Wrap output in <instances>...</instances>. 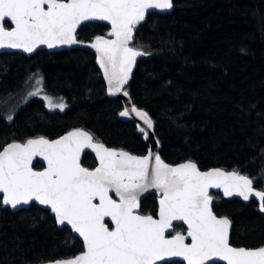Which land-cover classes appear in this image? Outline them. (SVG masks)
I'll list each match as a JSON object with an SVG mask.
<instances>
[{
    "label": "trees",
    "instance_id": "obj_1",
    "mask_svg": "<svg viewBox=\"0 0 264 264\" xmlns=\"http://www.w3.org/2000/svg\"><path fill=\"white\" fill-rule=\"evenodd\" d=\"M107 31L93 23L78 39L89 42ZM133 46L149 54L126 88L155 121L165 162L191 159L201 171L236 170L264 190V0H174L172 13L151 14L138 27ZM36 72L43 74L46 92L71 107L52 113L34 99L11 123L0 117V150L13 140L57 139L83 128L108 147L146 154L148 143L134 124L120 120L123 106L107 96L91 52L0 55V103ZM82 165L93 169L97 162L87 153ZM213 196L214 211L232 221L233 246H264L259 203ZM158 199L151 194L143 200L142 213H154ZM174 230L186 233L183 225ZM81 251L82 242L56 226L49 211L32 205L12 212L0 204V264H45Z\"/></svg>",
    "mask_w": 264,
    "mask_h": 264
},
{
    "label": "snow or ice",
    "instance_id": "obj_2",
    "mask_svg": "<svg viewBox=\"0 0 264 264\" xmlns=\"http://www.w3.org/2000/svg\"><path fill=\"white\" fill-rule=\"evenodd\" d=\"M173 0H0V50L32 54L42 45L48 49L85 45L94 49L96 62L107 84V95L131 100L126 85L137 58L148 55L133 40L153 10L173 8ZM106 22L110 30L91 41L78 39V29ZM43 77L29 97H40L48 108L64 111L63 102L53 104L41 95ZM135 114L146 144V154L133 155L108 147L83 128H74L57 139L43 135L13 140L0 150V204L17 209L40 205L50 211L56 226L82 239V251L71 258L48 264H264V246L247 248L230 242L232 221L213 209L210 189L224 197L244 201L255 197L264 212V190L239 171L213 167L201 171L189 159L172 165L150 146L155 121L134 103L119 112ZM12 115L7 121H12ZM156 146L160 140L154 139ZM85 149L95 153L98 164H81ZM46 167L36 170L33 161ZM155 189L158 209L141 211V196ZM113 194L116 198H113ZM110 219L112 227L106 223ZM174 221L187 226L174 231Z\"/></svg>",
    "mask_w": 264,
    "mask_h": 264
},
{
    "label": "water",
    "instance_id": "obj_3",
    "mask_svg": "<svg viewBox=\"0 0 264 264\" xmlns=\"http://www.w3.org/2000/svg\"><path fill=\"white\" fill-rule=\"evenodd\" d=\"M173 4H174V0H173ZM173 10H174V6H173V8H172L171 10L164 11V12H160V11L153 10L152 12H150L149 15H151V14H164V15H165V14H170V13L173 12ZM149 15L146 17V20H145V22L142 23V25L145 24V23L147 22V19H148ZM94 23L105 25L106 22H94ZM107 26L109 27V30H110V25H107ZM82 27H83V26H82ZM82 27H81V28H82ZM81 28L78 29V37H79V33H80ZM133 42H134V40H133ZM72 49L87 50V51L91 52V53L95 56V58H96V53H95V50H94V49L87 48L85 45H80V44L72 45V46H61V47H58V48H55V49H48L46 46H43V45H42L39 49H37V51H36L35 53H32V54L23 53V52H21V51H19V50H7V49H6V50H0V55H2V54H4V53H9V54L19 53V54H24V55H26V56H28V57H31V56H33L34 54H36L37 52H40V51H46V52H48V53H57V52L68 51V50H72ZM140 59H141V57H138V58H137V62H136V65H135V67H134V69H133V73H134V71H135V69H136V66H137L138 62L140 61ZM96 66H97V68H98V70H99V73H100L102 79H103V72H102V70L99 68V65L97 64V62H96ZM133 73H132V74H133ZM103 82H104V84H105L106 94H107V84H106V82L104 81V79H103ZM125 87H126V86H125ZM107 96H108V95H107ZM130 96H131V95H130ZM108 97L111 98V99H113V100L120 101L121 104H122V106H123V109H124L125 107L130 108L131 105L134 103L133 100H132V98H131V100L129 101L128 98L123 97L122 95H118V96H115V97H111V96H108ZM134 104H135V103H134ZM135 105H136V104H135ZM136 106H137V105H136ZM137 107H138V106H137ZM138 108H140V107H138ZM141 109H142V108H141ZM143 110H144V109H143ZM145 111H146V110H145ZM120 120H121L122 122H125V123L134 124L135 126H136L138 123H142L141 121L138 120V118L135 117V114H132L131 117H120ZM155 128H156V126H155ZM155 138H157L156 130H155ZM155 138L150 137V141H152V143L150 144V146L153 147L154 151H158V152L160 153V151H161V144H160V146H156L155 143H154V139H155ZM147 143L149 144V142H147ZM87 153H91V155L95 158V153H94V152H92L90 149H85L84 153H82V155H81V164H82L83 157H84ZM129 153H130V152H129ZM131 154H132V153H131ZM133 155H135V154H133ZM95 160H96V158H95ZM37 162H39L40 164L44 165V167H46V164H44V162L41 161V160L39 159V157H37V159L33 161V165L35 166V164H36ZM96 162H97V164H98V161H97V160H96ZM82 166H83V165H82ZM83 167H84V166H83ZM225 171H226V170H225ZM254 188L257 189V190H260V189H258V188L255 186V184H254ZM151 194H156V195L159 197V195H158V193H156L155 189H152V190H150L149 192H146V193H144V194L141 196V202H142L143 200H145V199H146L149 195H151ZM210 194H212V195H213V194H220L221 196H223V192H222V190H220V189H210ZM223 197H224V196H223ZM113 198H116L114 194H113ZM224 198L227 199V200H237V201H240V202H242V203H244V204H249V203H251V202H257V203H259L258 200H257L255 197L251 198L249 201H244L242 198L237 197V196H233V197H224ZM213 205H214V200H213ZM31 206H32V205H28V206H20V207H18L17 209H12L10 206H7V207L4 206V207L10 209L12 212H18V211H21V210H24V209H29ZM37 206H39L40 208L44 209L43 206H40V205H37ZM44 210H46V209H44ZM47 211H48V210H47ZM49 212H50V211H49ZM105 222L111 225V221H110V219L106 218V221H105ZM173 223H174V226H175V227H176L177 225H183V226L185 227V229L187 228V226H186L185 224H183V222H181V221H174ZM58 227H59V226H58ZM111 227H112V225H111ZM232 227H233V226H232ZM59 228L61 229V227H59ZM231 233H232V228H231ZM171 234H175V232L173 231ZM185 234H186V233H185ZM73 235H74L75 237H77V238L82 242V239H80V238L78 237V234L73 233ZM230 242H231V236H230ZM45 264H48V263H45ZM219 264H223V262H219Z\"/></svg>",
    "mask_w": 264,
    "mask_h": 264
},
{
    "label": "rangeland",
    "instance_id": "obj_4",
    "mask_svg": "<svg viewBox=\"0 0 264 264\" xmlns=\"http://www.w3.org/2000/svg\"><path fill=\"white\" fill-rule=\"evenodd\" d=\"M39 77H43V82H42L43 92L41 93V95L50 96L53 100L54 105L61 103V102L66 104L67 107L64 109V111H60L58 107H54L53 110H50L46 102L40 97H29L28 96V92L33 90L36 87L35 81ZM34 99H39L43 101L46 109L52 113H64L71 107L70 103H68V101L65 98L52 96L48 94L45 89V79H44L43 74L40 72H36L32 75H29L26 79H24L22 83L20 84V86L15 91H13L9 97H7L3 102L0 103V117H3L7 120V116L12 115V118L14 119L17 113L22 108L29 105L30 102Z\"/></svg>",
    "mask_w": 264,
    "mask_h": 264
}]
</instances>
